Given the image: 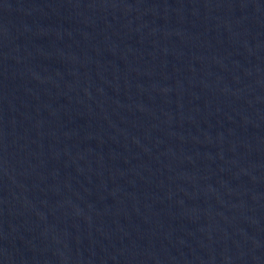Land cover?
<instances>
[{"label": "water", "instance_id": "water-1", "mask_svg": "<svg viewBox=\"0 0 264 264\" xmlns=\"http://www.w3.org/2000/svg\"><path fill=\"white\" fill-rule=\"evenodd\" d=\"M0 264H264V0H0Z\"/></svg>", "mask_w": 264, "mask_h": 264}]
</instances>
